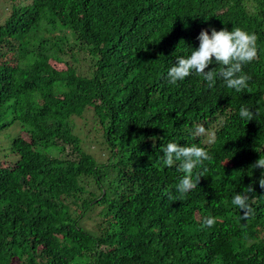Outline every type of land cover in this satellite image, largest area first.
Here are the masks:
<instances>
[{"label":"trees","instance_id":"trees-1","mask_svg":"<svg viewBox=\"0 0 264 264\" xmlns=\"http://www.w3.org/2000/svg\"><path fill=\"white\" fill-rule=\"evenodd\" d=\"M234 27L258 37L257 56L242 69L251 76L246 89L220 78L209 88L194 71L168 82L177 57L199 48L201 30ZM36 28L44 32L34 44ZM80 51L93 63L87 77L70 62ZM3 108L25 135L14 139L17 158L0 160V264H264V169L252 167L264 156V0L14 5L0 25V120ZM87 111L104 131L106 161L74 132L71 119ZM170 141L212 157L194 169L202 177L185 194L176 187L179 162L161 159ZM53 147L72 153L52 157L45 150ZM242 193L250 196L246 218L232 204ZM97 209L93 234L82 221Z\"/></svg>","mask_w":264,"mask_h":264},{"label":"clouds","instance_id":"clouds-1","mask_svg":"<svg viewBox=\"0 0 264 264\" xmlns=\"http://www.w3.org/2000/svg\"><path fill=\"white\" fill-rule=\"evenodd\" d=\"M198 39L200 41L199 48L193 50L187 57H177V63L169 68L168 82L176 84L194 71L196 75L207 81L209 88L215 85L217 78H220L228 88L234 89L236 92L246 89L251 76L243 73L242 69L245 64L253 61L257 56V35L238 27H234L231 31H228L227 28L220 31L212 28L211 35H209L208 29L201 30ZM213 63L219 65V69L213 68L205 71ZM239 115L250 121L253 119L254 113L246 107H241ZM196 132L203 134L205 129L200 126ZM160 151L164 153L161 159L165 165L172 166L174 162H179L178 170L184 175L176 187L181 194L197 187L202 173L193 175L194 169L201 166L204 161L212 159L205 148L196 144L181 147L179 143L170 141L163 145ZM252 167L264 169V156H261ZM259 185L264 188V174L259 180ZM252 192H254V187L250 185L247 188V193ZM169 199H173V197L169 195ZM249 199L250 196L245 193L236 194L232 199V204L244 211L245 218L252 211L248 203ZM214 223L215 221L211 217L204 220V225L208 227Z\"/></svg>","mask_w":264,"mask_h":264},{"label":"rangeland","instance_id":"rangeland-1","mask_svg":"<svg viewBox=\"0 0 264 264\" xmlns=\"http://www.w3.org/2000/svg\"><path fill=\"white\" fill-rule=\"evenodd\" d=\"M31 4L32 0H0V25L3 24L8 17L11 15L14 5L18 4ZM44 26V25H43ZM38 31L36 28L32 33V42L37 44L39 41V36H43L44 31ZM69 37L73 41L71 33H68ZM41 36V37H42ZM40 37V38H41ZM77 61L73 59L70 62L74 63V66L78 69V72L83 76H88L91 74V67L93 63L91 62V57L86 54L85 51H80L76 55ZM55 66L62 70L64 65L55 64ZM74 124L75 134L81 138L83 141L82 146L85 151L92 154L97 161H106L109 157L108 145L104 144V131H102L101 126L98 124L94 117V112L87 111L82 117L75 116L71 119ZM198 128V126H197ZM196 128V129H197ZM24 129L20 121L14 120V115L11 111L6 108L2 110V117L0 120V160L9 159L15 160L17 157L13 156V142L14 139L23 134ZM197 133V132H196ZM214 140L213 132L207 133L206 142L210 143ZM104 144V145H103ZM52 157H65L67 154H71V149L67 147L65 154L56 147L45 150ZM71 157H74L71 155ZM95 186L91 183V190L95 191ZM99 209L94 210L90 213L83 221V227L93 234L99 233L98 223L101 222V216H99Z\"/></svg>","mask_w":264,"mask_h":264}]
</instances>
